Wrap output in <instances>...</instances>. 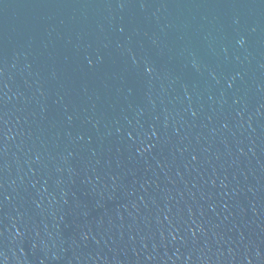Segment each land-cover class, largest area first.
I'll list each match as a JSON object with an SVG mask.
<instances>
[{
    "label": "water",
    "instance_id": "water-1",
    "mask_svg": "<svg viewBox=\"0 0 264 264\" xmlns=\"http://www.w3.org/2000/svg\"><path fill=\"white\" fill-rule=\"evenodd\" d=\"M40 0H0V64Z\"/></svg>",
    "mask_w": 264,
    "mask_h": 264
}]
</instances>
